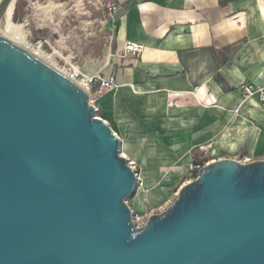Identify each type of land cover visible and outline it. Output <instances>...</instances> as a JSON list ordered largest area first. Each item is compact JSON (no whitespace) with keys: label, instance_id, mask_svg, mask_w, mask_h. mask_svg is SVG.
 I'll use <instances>...</instances> for the list:
<instances>
[{"label":"water","instance_id":"95a60500","mask_svg":"<svg viewBox=\"0 0 264 264\" xmlns=\"http://www.w3.org/2000/svg\"><path fill=\"white\" fill-rule=\"evenodd\" d=\"M0 264H264V159L219 158L136 226L137 172L73 78L2 28Z\"/></svg>","mask_w":264,"mask_h":264},{"label":"crops","instance_id":"0c3cea01","mask_svg":"<svg viewBox=\"0 0 264 264\" xmlns=\"http://www.w3.org/2000/svg\"><path fill=\"white\" fill-rule=\"evenodd\" d=\"M118 1L116 51L97 72L120 87L97 105L123 154L256 160L249 156L264 152V109L244 102L241 86L264 83V0ZM131 43L142 50L126 52ZM140 162L144 187L153 186ZM139 196L129 202L136 209Z\"/></svg>","mask_w":264,"mask_h":264},{"label":"rangeland","instance_id":"374dc122","mask_svg":"<svg viewBox=\"0 0 264 264\" xmlns=\"http://www.w3.org/2000/svg\"><path fill=\"white\" fill-rule=\"evenodd\" d=\"M103 4L104 0H16L14 21L24 25L27 47L36 52L40 46L51 56L52 65L65 74L69 75L71 64L86 72H97L104 70L116 51L117 19L110 17ZM97 114L100 116L99 111ZM123 155L134 159L140 171L143 167L140 160H145L148 174L157 184L146 188L143 185L136 192L140 193L139 203L155 212L170 206L180 187L193 179V164L215 160L200 150L181 157L178 154ZM246 155L238 154L234 159L244 160ZM218 157L229 158L223 154ZM249 157L261 160L258 158L264 159V152ZM136 192L129 202L138 195Z\"/></svg>","mask_w":264,"mask_h":264},{"label":"built area","instance_id":"2783aa9c","mask_svg":"<svg viewBox=\"0 0 264 264\" xmlns=\"http://www.w3.org/2000/svg\"><path fill=\"white\" fill-rule=\"evenodd\" d=\"M103 5L108 10V13L112 19H117L118 16L123 11V7L118 0H104ZM140 50H142V46L133 43L128 44L125 48L126 52H139ZM68 76L73 78L76 82H78L86 90L89 91L91 95V104L95 106L97 112L99 111L97 101L101 97L105 96L107 93L115 92L120 87V84L117 82L114 75L106 76L102 72H95V73L86 72L80 67L79 69L70 67ZM241 89L245 94L244 102L248 100H255L259 104V106L264 109V83L258 86L245 83L241 86ZM235 111L236 113L240 112L239 109ZM128 161L130 166L137 172V176H138L137 190H140L144 184L140 175L141 172L140 169L138 168V164L134 159L128 158ZM204 165L205 164H201V163L193 164V166L191 167V174L194 176L193 179L197 176L196 173L199 171V169ZM142 206L140 207V209H136L135 207L131 206L133 212V221L135 225L138 227L143 226L152 214L158 213L155 212V210H149L146 207L144 206L142 207Z\"/></svg>","mask_w":264,"mask_h":264},{"label":"bare ground","instance_id":"6f19581e","mask_svg":"<svg viewBox=\"0 0 264 264\" xmlns=\"http://www.w3.org/2000/svg\"><path fill=\"white\" fill-rule=\"evenodd\" d=\"M15 8H16V0L9 6V8L6 11L5 21H4L2 28L7 27L8 30L6 31L5 34L8 37H10L11 39H13L15 42H17L18 44L29 49V47H27L26 34L24 33V30H23L24 25L18 24L14 21ZM29 50L31 51V49H29ZM33 53L37 54L40 58H42L43 60L47 61L50 64L54 63L53 60L51 59V56L49 54H47L45 51H43L40 46H39V49L36 52L34 51ZM71 66H72V68L79 69V66H77L75 64H71ZM124 156H126V155H124Z\"/></svg>","mask_w":264,"mask_h":264},{"label":"trees","instance_id":"16d2710c","mask_svg":"<svg viewBox=\"0 0 264 264\" xmlns=\"http://www.w3.org/2000/svg\"><path fill=\"white\" fill-rule=\"evenodd\" d=\"M198 173V172H197Z\"/></svg>","mask_w":264,"mask_h":264}]
</instances>
